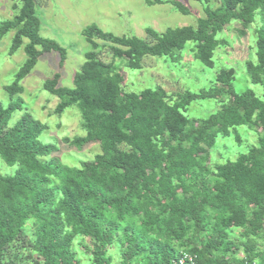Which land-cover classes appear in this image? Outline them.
I'll use <instances>...</instances> for the list:
<instances>
[{
  "label": "trees",
  "instance_id": "1",
  "mask_svg": "<svg viewBox=\"0 0 264 264\" xmlns=\"http://www.w3.org/2000/svg\"><path fill=\"white\" fill-rule=\"evenodd\" d=\"M10 1L16 13L1 23L0 39L13 31L8 53L22 46L26 56L4 87L11 98L44 54L57 53L62 67L66 50L39 34L35 0ZM195 1L205 5L195 26L148 27L144 38L84 28L91 50L73 86H60L58 73L42 84L58 99L56 117L77 107L84 136L42 143L45 124L25 111L10 125L21 104H0V162L13 168L0 174V264H170L180 252L199 264H264V0H218L213 8ZM144 2L189 14L175 0ZM231 22L240 24L239 37L257 23L255 61L244 66L261 96L236 93L232 67L198 91L194 82L176 94L159 85L125 89L118 60L131 71L147 57L175 67L191 61L182 57L189 47L213 69L226 44L217 35ZM103 47L109 61L99 58ZM243 142L247 151L236 152ZM89 143L99 145L92 159H61Z\"/></svg>",
  "mask_w": 264,
  "mask_h": 264
},
{
  "label": "rangeland",
  "instance_id": "2",
  "mask_svg": "<svg viewBox=\"0 0 264 264\" xmlns=\"http://www.w3.org/2000/svg\"><path fill=\"white\" fill-rule=\"evenodd\" d=\"M175 1L188 8L189 14H181L167 2L147 5L144 0H35V11L40 23L39 34L65 48L66 60L60 67L57 53L44 54L31 72L20 82L23 92L10 98L4 87L13 81L14 75L23 65L26 56L22 46L13 54L8 53L13 31L0 39V104L3 107L10 103L21 104L20 109L13 113L9 124H14L26 111L48 127L39 138L42 143L58 146L62 137L84 136L85 132L80 127V113L77 107L72 106L66 109L61 117H56L53 111L58 99L42 90L43 82L58 73L60 86L69 88L73 86V76L85 61L84 54L91 50L83 36L84 28L90 24H95L103 32L116 36L135 35L144 38L145 29L148 27L157 32H164L167 28L195 26L197 19L204 17L205 5L195 0ZM218 4V0L209 2L212 8L217 7ZM12 5L13 2L10 0H0V26L16 13ZM240 27L238 22H231L217 35L226 44L216 50L213 69L204 68L197 60H194L190 55L189 47L186 48L182 57L185 56L184 60L191 59V61L177 62L179 65L175 67H172L170 60L147 57L143 59L140 70L131 71L124 68L118 60L115 64L120 65L121 72L125 74V89L138 92L140 89L159 85L167 93L176 94L186 89V84L194 82L198 86L196 88L198 91L201 87L206 88L220 69L232 67L235 69L234 91L241 93L246 89H251L257 96H261L262 87L249 82L244 66L246 60L255 61V55L253 56L255 52L254 30L257 28V23L248 27L244 37H239ZM99 58L103 61L110 60L106 48L103 47ZM175 69L179 71H174ZM208 114L209 112L203 116ZM57 123H61L60 128L56 127ZM245 132L247 133H244L245 139H248L249 132L247 130ZM250 138H252L251 134ZM247 145L248 142H243L240 148H236V152H246ZM62 147L66 148L64 145ZM73 151L71 154L70 152L63 153L64 157L59 155L65 164H75L92 159L99 152V145L89 143L84 146L83 150ZM12 172L13 168L0 162V174L5 175Z\"/></svg>",
  "mask_w": 264,
  "mask_h": 264
},
{
  "label": "built area",
  "instance_id": "3",
  "mask_svg": "<svg viewBox=\"0 0 264 264\" xmlns=\"http://www.w3.org/2000/svg\"><path fill=\"white\" fill-rule=\"evenodd\" d=\"M171 264H196V263L193 256L183 253L178 257H176L174 260H172Z\"/></svg>",
  "mask_w": 264,
  "mask_h": 264
},
{
  "label": "clouds",
  "instance_id": "4",
  "mask_svg": "<svg viewBox=\"0 0 264 264\" xmlns=\"http://www.w3.org/2000/svg\"><path fill=\"white\" fill-rule=\"evenodd\" d=\"M183 253H186V254H189V255L193 256V257H194V260H195V263H196V264H199V263H198L197 256H196L195 254H192V253H188V252H180V254H178L176 257H178L179 255H181V254H183ZM176 257H175V258H176ZM175 258H174V259H175ZM174 259H173V260H174ZM171 262H172V261H171ZM170 264H171V263H170Z\"/></svg>",
  "mask_w": 264,
  "mask_h": 264
}]
</instances>
